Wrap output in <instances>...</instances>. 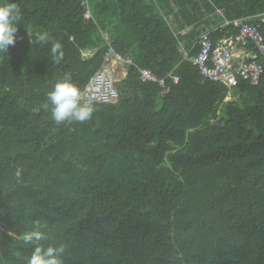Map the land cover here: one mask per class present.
<instances>
[{
    "label": "trees",
    "instance_id": "1",
    "mask_svg": "<svg viewBox=\"0 0 264 264\" xmlns=\"http://www.w3.org/2000/svg\"><path fill=\"white\" fill-rule=\"evenodd\" d=\"M81 1L15 0L16 43L0 53V264H26L33 230L62 264H264V72L226 99L183 59L264 0ZM104 37L133 64L117 102L57 124L47 93L65 75L82 91Z\"/></svg>",
    "mask_w": 264,
    "mask_h": 264
},
{
    "label": "built area",
    "instance_id": "2",
    "mask_svg": "<svg viewBox=\"0 0 264 264\" xmlns=\"http://www.w3.org/2000/svg\"><path fill=\"white\" fill-rule=\"evenodd\" d=\"M81 5L86 6V0H82ZM85 18H90L88 10ZM225 26L234 28L236 32L216 42L202 37L199 51L192 56L183 52V59L192 62L204 79L227 87L229 95L226 99H229L237 92L240 82L257 85L264 72V13L226 21ZM104 39L106 50L102 63L81 91L82 103H116L119 97L116 82L118 78L126 76L127 66L133 65L129 58L115 51L109 38ZM139 73L143 82L163 84L166 78L174 83L178 81V77L173 74L158 79L146 69H141Z\"/></svg>",
    "mask_w": 264,
    "mask_h": 264
},
{
    "label": "clouds",
    "instance_id": "3",
    "mask_svg": "<svg viewBox=\"0 0 264 264\" xmlns=\"http://www.w3.org/2000/svg\"><path fill=\"white\" fill-rule=\"evenodd\" d=\"M22 20V11L15 0L0 2V53L6 54L10 46L16 43L18 25ZM49 37L42 34L38 43H47ZM60 43H53L51 47L53 62L59 64L63 59ZM44 107L50 111L52 119L57 123L64 121L84 122L90 119L93 113L91 104L81 102V90L72 82L70 76L65 75L58 80L51 91L47 93V102ZM25 244L33 245L26 264H62L64 252L62 246L49 245L45 247L42 241L48 239L40 230L24 232L20 237Z\"/></svg>",
    "mask_w": 264,
    "mask_h": 264
},
{
    "label": "rangeland",
    "instance_id": "4",
    "mask_svg": "<svg viewBox=\"0 0 264 264\" xmlns=\"http://www.w3.org/2000/svg\"><path fill=\"white\" fill-rule=\"evenodd\" d=\"M89 53V51H86V54H88ZM118 76L120 75V72H118V74H117Z\"/></svg>",
    "mask_w": 264,
    "mask_h": 264
}]
</instances>
